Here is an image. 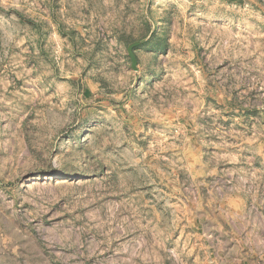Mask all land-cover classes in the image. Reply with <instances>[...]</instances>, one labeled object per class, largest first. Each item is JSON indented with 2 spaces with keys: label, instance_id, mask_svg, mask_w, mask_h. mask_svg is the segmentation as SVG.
<instances>
[{
  "label": "rangeland",
  "instance_id": "rangeland-1",
  "mask_svg": "<svg viewBox=\"0 0 264 264\" xmlns=\"http://www.w3.org/2000/svg\"><path fill=\"white\" fill-rule=\"evenodd\" d=\"M0 264H264V0H0Z\"/></svg>",
  "mask_w": 264,
  "mask_h": 264
}]
</instances>
